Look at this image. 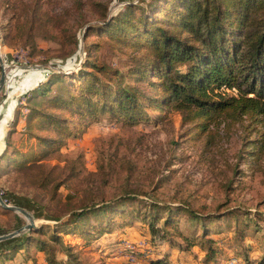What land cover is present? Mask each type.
<instances>
[{
  "label": "rangeland",
  "instance_id": "rangeland-1",
  "mask_svg": "<svg viewBox=\"0 0 264 264\" xmlns=\"http://www.w3.org/2000/svg\"><path fill=\"white\" fill-rule=\"evenodd\" d=\"M140 1L0 0V54L9 75L0 91V156L8 137L12 146H29L24 134L29 110L23 109L16 125V108L20 101L26 103L22 95L27 89L51 70H77L92 42L102 44L96 54L100 61L125 68L130 50L116 49L88 30L90 25L115 16L129 2ZM1 71L2 67L0 76ZM150 113L149 122L134 126L105 116L69 138L59 151L47 152L41 165L17 169L0 159L3 199L28 210L35 227L54 225L83 207L127 193L137 194L145 202L187 206L198 214L210 215V220L218 218L208 223L211 233L207 235L220 241L215 264H247L249 257L264 264V144L250 146L255 154L240 160L246 137L264 141V124L251 118L226 121L193 142L183 137L186 126L179 111L167 108ZM27 204L34 209L25 208ZM138 217L136 221L130 217V224L117 226L114 232L91 242L64 233L56 242L49 232L35 235L50 240L54 248L51 254L59 261L70 260L68 264H157L164 256L167 261L163 264H193L194 258L187 252L197 256L205 237L200 224L179 215L180 231L197 242L187 246L173 229L169 237H150L149 225L142 215ZM98 219L104 220L91 216L89 221L98 224ZM28 223L23 213L0 209V236ZM67 245L74 250L67 251ZM26 254L37 257L38 264H47L45 253L33 246L16 253L13 261L0 259V264H34L31 257L24 261ZM199 264L206 262L202 259Z\"/></svg>",
  "mask_w": 264,
  "mask_h": 264
},
{
  "label": "trees",
  "instance_id": "trees-1",
  "mask_svg": "<svg viewBox=\"0 0 264 264\" xmlns=\"http://www.w3.org/2000/svg\"><path fill=\"white\" fill-rule=\"evenodd\" d=\"M88 31L105 38L116 49L130 50L125 68L100 61L96 54L102 44L92 42L86 46L85 59L77 70H51L27 89L22 95L26 103L20 101L17 105L14 123L17 125L27 108L24 134L29 146H12L8 137L0 159H6L10 167L41 165L47 152L59 151L69 138L105 116L134 126L149 122L151 110L171 108L181 113L186 126L183 137L193 142L202 140L226 121L251 118L264 124V0L129 2L115 16L90 25ZM8 79L9 75L6 84ZM245 140L240 160L255 154L250 146L260 148L264 144L259 139ZM24 207L34 209L31 204ZM0 209L8 211L1 206ZM181 213L200 224L205 236L197 256H192L190 247L186 248L187 256L194 258L191 263L199 264L204 259L206 264H215L220 241L207 235L211 233L208 223L218 218L210 220V215L198 214L187 206L145 202L130 193L83 207L54 225L34 227L1 241L0 259L13 261L16 253L33 246L45 253L47 264H68L70 260L59 261L51 254L54 248L50 240L35 234L49 232L53 242L61 233L91 242L114 232L117 226L130 224V217L138 220V215L149 225L150 237H169L173 229L187 246H195V237L180 231ZM91 216L104 220L92 224ZM125 219L128 221L122 223ZM240 231L244 233L243 229ZM66 250L74 248L67 245ZM30 257L38 264L37 257L30 254L24 261ZM166 261L164 256L154 262ZM245 262L263 264L250 257Z\"/></svg>",
  "mask_w": 264,
  "mask_h": 264
},
{
  "label": "water",
  "instance_id": "water-1",
  "mask_svg": "<svg viewBox=\"0 0 264 264\" xmlns=\"http://www.w3.org/2000/svg\"><path fill=\"white\" fill-rule=\"evenodd\" d=\"M1 43H2V39H1V36H0V47H1ZM0 65L2 67L1 76H0V91H2V89L4 88V86L6 84V81H7V70H6V65L4 63V60H3L1 54H0ZM0 206L5 208V209H8V210L21 212L30 220V223H28L25 226L19 228L18 230L14 231L12 233L0 236V242L4 241V240H7V239H10V238H13V237H16V236L20 235L21 232L29 231V230H31V229H33L35 227V221L33 219L32 214L28 210H26V209H24L22 207L9 205L3 199L2 195H1V192H0Z\"/></svg>",
  "mask_w": 264,
  "mask_h": 264
},
{
  "label": "crops",
  "instance_id": "crops-1",
  "mask_svg": "<svg viewBox=\"0 0 264 264\" xmlns=\"http://www.w3.org/2000/svg\"><path fill=\"white\" fill-rule=\"evenodd\" d=\"M0 142H2L1 139H0Z\"/></svg>",
  "mask_w": 264,
  "mask_h": 264
}]
</instances>
